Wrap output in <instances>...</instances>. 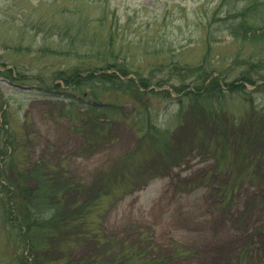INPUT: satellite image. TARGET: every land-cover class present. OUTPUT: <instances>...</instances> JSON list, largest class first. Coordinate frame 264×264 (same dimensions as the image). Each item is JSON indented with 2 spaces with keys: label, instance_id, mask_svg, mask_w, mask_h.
<instances>
[{
  "label": "rangeland",
  "instance_id": "rangeland-1",
  "mask_svg": "<svg viewBox=\"0 0 264 264\" xmlns=\"http://www.w3.org/2000/svg\"><path fill=\"white\" fill-rule=\"evenodd\" d=\"M223 1L0 0V136L8 129L19 146L13 168L0 147V168L22 197L46 177L51 206L70 212L29 254L0 209V264H264V45L229 28ZM234 2L238 11L248 0ZM104 61L130 71L123 81L151 83L69 91L56 79ZM204 92L199 104L186 94ZM146 111L168 130L169 156L124 189L127 154L150 143L138 131ZM116 190L126 193L103 200ZM128 247L134 255L115 258Z\"/></svg>",
  "mask_w": 264,
  "mask_h": 264
},
{
  "label": "trees",
  "instance_id": "trees-1",
  "mask_svg": "<svg viewBox=\"0 0 264 264\" xmlns=\"http://www.w3.org/2000/svg\"><path fill=\"white\" fill-rule=\"evenodd\" d=\"M228 1L234 0H224L223 3H227L230 10H228L227 14H230L232 11V19L233 22L229 25V28H232L235 31H241L243 36L242 39H245L247 42L256 43L261 42L264 45V5L260 7L256 0H248V2L244 3L243 7L238 11H234L235 7H232L228 4ZM249 35V37L247 36ZM247 36V37H246ZM253 45V46H254ZM81 55L78 51L75 52V55ZM90 51H85L83 56L88 57L90 55ZM105 62V61H104ZM262 69L264 68V63H261ZM88 67H84L83 71L74 69L71 73L63 74L59 73L56 79L63 81V89H67L69 91H75L76 89L82 86H89L92 90H97L99 87L101 89H112L115 91H123V92H132L138 91V88H147L150 85V81L144 79L143 77H139L138 84L131 79L128 78L126 81L122 80V77H126L130 74V71L117 66L116 63H111L106 61L102 66H93L90 70ZM172 72L182 73V74H192V70L186 68H177L173 67ZM99 71H102L99 73ZM244 82L247 81L243 76ZM250 78V77H249ZM263 76H260L261 80ZM164 81L163 83H166ZM216 81H213V84ZM244 82L238 86L242 90L244 88ZM108 85V87H107ZM158 85H162L159 83ZM230 88L235 87L233 84L228 85ZM55 87L60 88V84H55ZM202 83L197 88L198 90H203ZM181 87L179 88V90ZM152 91V90H151ZM190 94L189 97H192V102L199 104L201 101L205 100V98H210L211 93H201V95L196 96V93H186ZM185 96V95H183ZM186 97V96H185ZM181 103V99H179ZM100 108H106L107 104L101 102ZM1 108V106H0ZM149 112H145L143 128L139 129V133H144L143 136L150 139L149 142L140 143L142 139L137 144L136 148L131 150L127 157L132 159L130 169H126V165L119 171L118 179L119 181L124 182V189H136L143 186L151 176L157 171V167L153 163V159H167L169 150H170V135L168 130L162 129L160 126L151 122L148 117ZM3 132V127L0 125V135ZM3 135L5 136L4 140L1 139L0 136V147L10 154L6 155L4 161H1L4 166H9V168H13V160L11 159L12 154H15L19 150V146L17 141L14 139L9 130L4 129ZM11 139V140H10ZM143 149V150H142ZM1 150V149H0ZM140 150H142L140 152ZM15 165V163H14ZM0 168V209L2 219L5 223L14 231L18 233L21 237L22 242L25 245V248L29 251V254L37 251L38 247H45L49 243V239L52 236V231L56 229V225L62 223H67L65 215H70L69 210L66 211L65 207H61L58 209L56 206H51L50 200L54 198V192L47 190L48 183H50L49 179L40 175L35 177V181L41 184V190L43 191L36 194L33 193L31 197H22L19 195L17 190L16 178L12 176L9 170H4V168ZM124 168V170H123ZM37 179V180H36ZM40 182H39V181ZM9 182L12 190L4 191V183ZM45 189V190H44ZM66 190L63 189V193L65 194ZM126 192H120L116 190L110 196H103V200L109 201L112 198H117L124 196ZM63 194V197H64ZM88 198L91 195H86ZM110 198V199H109ZM105 201H102L104 203ZM101 202L99 204H102ZM72 214V212H71ZM24 250V248H23ZM25 251V250H24ZM120 253L116 255V259L120 255H134V249L122 248L120 249ZM119 256V257H120ZM17 264H28L27 259L23 256L18 258ZM130 264H137L130 262Z\"/></svg>",
  "mask_w": 264,
  "mask_h": 264
}]
</instances>
